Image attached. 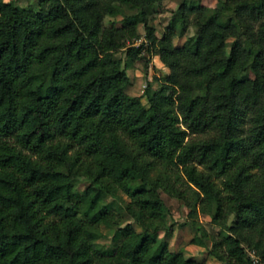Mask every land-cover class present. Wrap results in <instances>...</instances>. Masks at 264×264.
I'll list each match as a JSON object with an SVG mask.
<instances>
[{
    "label": "trees",
    "instance_id": "1",
    "mask_svg": "<svg viewBox=\"0 0 264 264\" xmlns=\"http://www.w3.org/2000/svg\"><path fill=\"white\" fill-rule=\"evenodd\" d=\"M153 1L0 0V264L264 259V0H219L237 27L219 5L200 18L201 2L177 0L159 34ZM153 53L166 70L145 80L144 104L126 66ZM246 61L252 75L236 76ZM160 189L218 263L168 247ZM118 193L117 210L105 197ZM102 228L119 234L109 249Z\"/></svg>",
    "mask_w": 264,
    "mask_h": 264
},
{
    "label": "rangeland",
    "instance_id": "2",
    "mask_svg": "<svg viewBox=\"0 0 264 264\" xmlns=\"http://www.w3.org/2000/svg\"><path fill=\"white\" fill-rule=\"evenodd\" d=\"M16 1L24 2L26 0ZM153 2L154 5H152L150 9H147L146 15L153 22L155 26V33L159 34L162 24L166 22L168 16L170 15L171 9L175 6L177 0H159ZM187 2H201L204 6L203 11L207 14H210L212 12V9L214 6H216V4L221 6L219 0H187ZM203 11L201 12L200 17L203 16ZM216 20L220 22L231 21L237 27L236 19L230 8L222 7L221 12H219L216 16ZM185 26L186 27L184 33L172 35V43H176L179 40L182 41L185 36V33H189L193 30V25L190 23L189 19L185 23ZM138 30L140 34H142L143 29L141 24H138ZM238 37L245 45H250L249 42L242 35H239ZM139 38H141V35ZM139 38H137L135 41H137ZM251 47L252 49H256L257 45L253 44L251 45ZM115 53L120 56L122 61H124L122 49L117 50ZM163 68V65L156 60V57L153 54L149 55V60L147 61L146 69H143L141 67V62L138 59H133L131 61V64L126 66V72L128 73L129 80L128 83L125 85L124 89L128 93L140 95L141 89L146 79L149 81L151 86H156L157 82L154 78H152L151 75L159 74L163 70ZM243 75H252V69L248 64V61H246L243 67L236 73V76ZM47 82L48 80L46 79L45 86ZM139 98L144 104L146 103L144 95H140ZM127 183L131 188L140 187L142 184L141 180L134 173L130 175V178L128 179ZM81 185V182L76 184L77 187H80ZM158 192L161 195L168 209L167 213L164 214V219L166 222H172V226L169 230L165 232H159L160 235L166 238L168 247L171 249L181 248L183 249L185 254L191 255L196 259H203L211 263H218V260L214 257L212 253L208 251V249L204 245L188 241V238L191 235L193 228L189 224L188 217L186 215L187 207L182 201V199L173 195H168L161 189L158 190ZM125 198L126 196L123 193H118L116 197H105V199L108 200L110 206L117 210L120 208V202ZM195 216L197 220H199L200 223L207 230L213 232L217 228L216 224L210 221L208 214L203 213L201 211H197ZM102 229L104 230L105 235L98 238L97 243L100 247L104 249H109L118 240L119 234L116 229ZM259 264H264V259L260 260Z\"/></svg>",
    "mask_w": 264,
    "mask_h": 264
},
{
    "label": "crops",
    "instance_id": "3",
    "mask_svg": "<svg viewBox=\"0 0 264 264\" xmlns=\"http://www.w3.org/2000/svg\"><path fill=\"white\" fill-rule=\"evenodd\" d=\"M152 5H154V2H150L148 5H147V7H146V9H150V7H152ZM217 5V4H216ZM218 6V5H217ZM203 16L202 17H200V18H205L207 15H209V14H207V13H205L204 11H203ZM201 16V15H200ZM179 42H181L180 40L179 41H177L176 43H179ZM153 55L156 57V60L159 62V63H161L162 64V62L158 59V57H157V55L155 54V53H153ZM163 65V70L161 71V72H164L165 70H166V66L164 65V64H162Z\"/></svg>",
    "mask_w": 264,
    "mask_h": 264
}]
</instances>
